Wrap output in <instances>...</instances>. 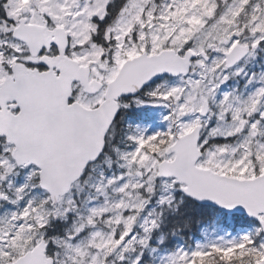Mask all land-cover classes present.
<instances>
[{
	"label": "snow or ice",
	"instance_id": "obj_1",
	"mask_svg": "<svg viewBox=\"0 0 264 264\" xmlns=\"http://www.w3.org/2000/svg\"><path fill=\"white\" fill-rule=\"evenodd\" d=\"M0 264H264V0H0Z\"/></svg>",
	"mask_w": 264,
	"mask_h": 264
}]
</instances>
